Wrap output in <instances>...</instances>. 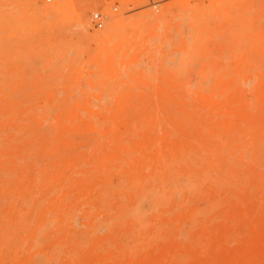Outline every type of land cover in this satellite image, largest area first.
Instances as JSON below:
<instances>
[{
    "label": "rangeland",
    "instance_id": "rangeland-1",
    "mask_svg": "<svg viewBox=\"0 0 264 264\" xmlns=\"http://www.w3.org/2000/svg\"><path fill=\"white\" fill-rule=\"evenodd\" d=\"M58 1L45 13L56 0H0V264H264V139L240 112L264 107V0L217 19L198 15L210 0H95L89 18L172 6L160 25L129 28L116 53L91 40L106 18L78 30L88 0ZM212 95L234 112L216 115L235 123L217 138L238 136L241 160L226 147L222 166H206L208 150L174 159L170 141L199 142L184 109L210 116ZM103 155L120 159L106 167Z\"/></svg>",
    "mask_w": 264,
    "mask_h": 264
},
{
    "label": "bare ground",
    "instance_id": "bare-ground-1",
    "mask_svg": "<svg viewBox=\"0 0 264 264\" xmlns=\"http://www.w3.org/2000/svg\"><path fill=\"white\" fill-rule=\"evenodd\" d=\"M82 1V0H81ZM186 6L187 4L191 1V0H182ZM236 1L237 0H210V3L208 5V10H205V9H199L198 11V15H202V16H207V17H213L215 19L221 17V16H224L226 18H231V9L236 5ZM80 2V1H79ZM84 2V1H83ZM95 0H88L87 4L84 5L80 12L78 13V20H77V28L78 30H80L81 32H86L88 31V29L90 28L91 26V22L92 20H90V17L88 16V13L91 9H95L97 7V4ZM172 2V1H171ZM238 2V1H237ZM45 3V2H44ZM78 3V2H77ZM83 5V4H82ZM62 8V6L60 5V2L58 0H56L55 3H53L52 6H45L44 10H45V13H55V12H58L60 11ZM256 8V7H255ZM13 11V10H12ZM75 11V10H74ZM172 11V6L171 5H168L167 7H164L161 11L159 12H155L152 8L149 10V11H146L144 12L142 15H140L139 18H136V19H133V20H128L127 18L123 17L122 14H115V13H107L105 16H106V19H107V27L105 30H102L98 33H95L92 37H91V40L94 41L96 44H98L101 48V52H108L111 48H113L114 52L116 53L117 52V49H118V46L121 45L122 41L127 38L126 37V31L129 29V28H141V27H144V26H158L160 25L162 22L166 21L167 18L169 17L170 13ZM182 12V11H181ZM249 12H247L248 14ZM174 15V14H173ZM249 16V15H248ZM175 17V16H174ZM187 17V16H186ZM251 19H254L253 17ZM175 20V19H174ZM5 22V21H4ZM177 23V22H176ZM183 24V23H182ZM250 24V23H249ZM91 29V28H90ZM160 29V28H158ZM170 29V28H169ZM199 30V29H198ZM141 31V30H140ZM36 37V36H35ZM38 37V36H37ZM241 38V37H240ZM239 38V40H240ZM13 39V38H12ZM21 39V38H20ZM119 40L118 43L111 47L112 46V43L115 41V40ZM132 39V38H131ZM246 39H247V36H246ZM29 40V39H28ZM128 40V39H127ZM193 40V38H192ZM7 41V40H5ZM131 41V40H130ZM127 42V41H126ZM129 42V41H128ZM189 44L190 41H188ZM4 43V41L2 42ZM61 43V42H60ZM160 43V41H159ZM240 43V41H239ZM248 43V41H247ZM1 44V43H0ZM87 45V44H86ZM78 50V49H77ZM85 50V48H84ZM132 50V49H131ZM179 52V51H177ZM192 52V51H191ZM190 52V53H191ZM198 52V51H197ZM129 53V52H128ZM200 54V53H199ZM128 55V54H127ZM126 55V56H127ZM110 58H112V55L109 56ZM242 61H244V63H246V65H248L251 69H254L256 70L257 68L260 67V64L258 63H254L249 55L245 56V58L242 57L241 59ZM116 62V61H115ZM166 62V61H165ZM166 64V63H165ZM164 64V65H165ZM199 67V66H198ZM170 71V70H169ZM208 73L210 74L209 70H207ZM215 71H217L215 69ZM218 72V71H217ZM218 75V74H217ZM209 79V78H208ZM197 79H195L196 81ZM207 80V79H206ZM210 80V79H209ZM243 80V79H242ZM206 82V81H205ZM244 82V80H243ZM192 83V82H191ZM190 83V84H191ZM192 86L193 83L191 84ZM244 86L246 85L245 83L243 84ZM262 83L259 84V91H258V96L259 97H264V90L261 88L262 86ZM7 86V85H6ZM192 88V87H191ZM201 101H202V105H201V108H206L207 106H211V110L209 111L210 113V116H205L204 113L202 112H198V111H191L189 109H184L187 113V115L190 117V116H196V119H197V123L193 126V137L195 138H198L199 142L197 144L193 143V142H190V141H184V142H177L175 140L173 141H170V144L169 146L173 149L174 148V151L172 152V157L174 159H177L180 157V155L182 153H184L185 155H187L189 153V151H196V152H200L202 153L203 151L205 150H208V154H201V156H203V158L206 160L207 164L206 166L207 167H214L215 165H224L225 161H226V154L223 152V148L226 147V148H231L232 149V152L235 154L236 153V150L238 149L239 145L238 144H233V142L236 140H238V136H236L235 138L233 139H226L225 141H220L217 137L218 136H221V137H226L228 136L227 134V131L228 132H232L231 130L234 128V125L235 123L234 122H231V119L228 118V117H223L222 119H219L217 120L216 119V115H220V116H223V114H226V115H230L234 112H229L225 109H222L220 108V104H221V101L222 99H219V100H216L215 99V96L212 95V97L210 98H207V96H203L201 98ZM185 102H183L182 104H184ZM89 105V104H88ZM264 109V107H260V111L257 112V113H252L251 111L249 110H243L241 109L242 111L241 112V116L243 119H247V118H250L252 119V121L249 122V125L251 126H255L258 128L255 129V134L260 136L262 135V138L264 139V135L261 134V130H263L264 128V116L261 118V114H262V110ZM202 113V114H201ZM127 114V113H126ZM152 117L154 118L155 115H152ZM33 118V117H32ZM51 118V117H50ZM102 121V120H101ZM104 121V120H103ZM97 122V121H96ZM187 121H176V124L178 127H180V129L182 131H189L188 127H187ZM98 123V122H97ZM96 123V124H97ZM99 125V124H98ZM100 127V126H99ZM204 127H208V132H205L204 131ZM10 129V128H9ZM260 130V131H259ZM12 131V130H11ZM99 131V130H98ZM97 134V133H96ZM246 135V134H244ZM12 138V137H10ZM11 140V139H10ZM13 141V140H12ZM253 142V141H252ZM147 143H151V144H154V138H148L146 141L142 142L140 145L142 146H146ZM138 144V143H137ZM83 147V146H82ZM4 148V147H3ZM127 149V147H123V151ZM130 151V149H129ZM236 155V154H235ZM164 156H167V153L164 152V149H159V159H158V163H162L163 164V157ZM237 156V155H236ZM247 156H249L247 154ZM214 157L215 160L212 158ZM241 157L242 156H237V160L240 161L241 160ZM114 158H119L118 155L117 156H112L110 157L109 155H103L100 159L102 161H104V166H109V164H111L113 161H114ZM150 158H152V155H150ZM120 159V158H119ZM249 159V158H248ZM58 164V163H57ZM59 165V164H58ZM205 166V167H206ZM66 167V166H65ZM58 168V167H57ZM165 168L162 167V170L164 171ZM102 170V169H101ZM236 169V167H232L230 169V173L231 172H234ZM103 171V170H102ZM134 175H135V180L138 179V169H135L134 170ZM43 176V175H41ZM238 177V176H237ZM263 177V176H262ZM43 178V177H42ZM108 179H105V181L107 182ZM245 180L248 181V175L245 176ZM205 181V180H204ZM203 181V182H204ZM210 181V180H209ZM148 182V181H147ZM146 182V183H147ZM212 183V182H211ZM218 184V183H217ZM260 184H261V181H260ZM229 185V184H228ZM148 188V187H147ZM177 187L173 186L172 189H174ZM73 189V188H72ZM206 189V188H205ZM247 189V188H246ZM178 190V189H177ZM180 190V189H179ZM53 191V189H52ZM55 191V190H54ZM78 191V190H77ZM182 191V190H181ZM153 192V191H152ZM176 193V192H175ZM225 193V192H224ZM6 194V193H5ZM159 194V193H158ZM172 195V194H171ZM202 195V194H201ZM125 196V195H124ZM123 196V197H124ZM153 197V196H152ZM151 198V196H150ZM153 199V198H152ZM52 200V199H51ZM144 200V199H142ZM140 200V201H142ZM138 201V204L139 205V202ZM152 201V200H151ZM160 201V200H159ZM168 201V200H166ZM216 201V200H215ZM27 202V201H26ZM150 201H148V204H149ZM162 202V201H160ZM164 202V201H163ZM231 202V201H230ZM126 203V202H125ZM140 204H142L140 202ZM145 204V203H144ZM143 204V205H144ZM166 204V203H165ZM150 205H151V202H150ZM158 205V204H157ZM207 205V204H206ZM31 206V205H30ZM136 206V205H135ZM140 207V206H138ZM261 207V206H260ZM263 207V206H262ZM94 208V206H93ZM135 208V207H134ZM137 208V207H136ZM142 208V206H141ZM144 208V207H143ZM145 208L147 209V206H145ZM126 210V209H124ZM128 210V209H127ZM135 210V209H134ZM139 210H142L143 209H140V208H137V211L139 212ZM12 211V210H11ZM91 211V210H90ZM115 211V210H114ZM141 211V213H142ZM151 211V210H150ZM156 211V210H155ZM161 211V210H160ZM198 212L201 211L200 210H197ZM195 211V212H197ZM34 212V211H33ZM49 212H50V209H49ZM81 212V211H80ZM93 212V210H92ZM12 213V212H11ZM125 213V212H124ZM131 213V212H130ZM144 213V212H143ZM169 213V212H168ZM174 213V212H173ZM202 214V212H200ZM255 213V211H254ZM111 214V213H110ZM165 214V213H164ZM163 214V215H164ZM191 214H194L191 213ZM195 217L197 216V213H195ZM200 214V215H201ZM34 215V214H33ZM50 215V214H49ZM102 215V213H101ZM145 215V214H144ZM170 215V214H169ZM222 215V214H221ZM28 216V215H27ZM168 216V215H167ZM34 217V216H33ZM33 217H32V220H33ZM117 217H120V216H117ZM128 217V216H127ZM137 217V216H136ZM141 217V216H140ZM173 217V216H172ZM52 218V217H51ZM123 218V217H122ZM174 218V217H173ZM232 218V217H231ZM191 219V218H189ZM238 219V218H236ZM235 219V220H236ZM78 220V219H77ZM138 220V219H137ZM141 220V219H139ZM154 220V219H153ZM239 220V219H238ZM185 221V220H184ZM187 221V220H186ZM5 222V221H4ZM74 222V220H73ZM133 222V221H131ZM147 222V221H146ZM151 222V221H150ZM192 222H194L192 220ZM192 222H190V225L192 226L193 224H191ZM205 222V221H204ZM102 223V222H101ZM185 223V222H184ZM76 224H78V222H76ZM148 224V223H147ZM206 224V223H205ZM51 225V224H50ZM142 225V224H141ZM140 225V226H141ZM189 225V224H188ZM211 225V224H210ZM254 225V224H253ZM190 226V227H191ZM27 227V226H26ZM143 227V226H142ZM102 228V227H101ZM136 228V227H135ZM186 228V226L184 227ZM43 229V228H42ZM241 229V228H240ZM104 230V229H103ZM181 230V229H180ZM188 230V229H187ZM167 231V230H166ZM184 230H182L183 232ZM186 231V230H185ZM189 231V230H188ZM191 231V230H190ZM225 231V230H224ZM59 232V231H58ZM101 232H103L101 230ZM179 232V231H177ZM192 232V231H191ZM134 232L132 231V234ZM176 233V232H175ZM181 233V232H180ZM227 233V232H226ZM239 233V232H238ZM189 234V233H188ZM180 236V234H178ZM142 236V235H141ZM151 236V235H150ZM45 237V236H44ZM47 237V236H46ZM185 238V237H184ZM243 238V237H241ZM19 239V238H18ZM44 240V239H43ZM42 240V241H43ZM154 240V239H153ZM175 240V238H174ZM225 240V244H226V239L224 238ZM45 241V240H44ZM156 241V240H155ZM184 241V239H183ZM200 241V239H199ZM228 241V240H227ZM40 242V241H39ZM79 242V241H78ZM35 243V242H34ZM43 243V242H41ZM86 243V242H85ZM229 243V242H228ZM100 244V243H99ZM140 244V243H139ZM34 245V244H33ZM82 245V244H81ZM38 246V245H36ZM101 246V244H100ZM152 246V245H151ZM181 246V245H180ZM33 247V246H32ZM54 247V246H53ZM48 248V247H47ZM72 248V247H71ZM174 248V247H173ZM176 248V246H175ZM26 250V248H24ZM34 249V248H33ZM32 249V250H33ZM70 249V248H69ZM102 249V248H101ZM57 250V248H56ZM156 250V248H155ZM199 250V249H198ZM70 251V250H69ZM168 251V250H167ZM103 252V250H102ZM225 252V251H224ZM45 253V252H44ZM104 253V252H103ZM170 253V252H169ZM173 253V252H172ZM7 254V253H6ZM5 254V255H6ZM39 254V253H38ZM41 254V253H40ZM146 254V253H145ZM171 254V253H170ZM175 254V253H174ZM12 255V254H11ZM56 255V254H55ZM103 255V254H102ZM73 256V255H71ZM112 256V255H111ZM176 256V255H175ZM35 257V256H34ZM39 257V256H38ZM46 257V256H45ZM57 257V256H56ZM75 257V256H74ZM241 257V256H240ZM239 257V258H240ZM43 258V257H42ZM58 258V257H57ZM117 258V257H116ZM36 259V258H35ZM45 259V258H44ZM118 259V258H117ZM49 260V258H48ZM43 262V259L41 260ZM30 263V262H29ZM28 263V264H29ZM32 264V263H31ZM41 264V263H39ZM48 264H50L48 262ZM156 264V263H155Z\"/></svg>",
    "mask_w": 264,
    "mask_h": 264
},
{
    "label": "built area",
    "instance_id": "built-area-1",
    "mask_svg": "<svg viewBox=\"0 0 264 264\" xmlns=\"http://www.w3.org/2000/svg\"><path fill=\"white\" fill-rule=\"evenodd\" d=\"M105 18L106 16L100 11H96L92 15L93 22H95L96 26L99 28L103 27Z\"/></svg>",
    "mask_w": 264,
    "mask_h": 264
}]
</instances>
